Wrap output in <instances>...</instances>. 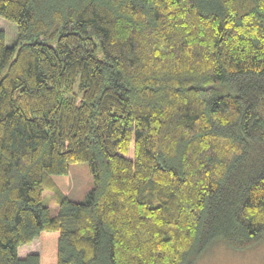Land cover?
<instances>
[{
  "label": "trees",
  "instance_id": "16d2710c",
  "mask_svg": "<svg viewBox=\"0 0 264 264\" xmlns=\"http://www.w3.org/2000/svg\"><path fill=\"white\" fill-rule=\"evenodd\" d=\"M0 17V264H193L261 239L264 0H0Z\"/></svg>",
  "mask_w": 264,
  "mask_h": 264
},
{
  "label": "rangeland",
  "instance_id": "374dc122",
  "mask_svg": "<svg viewBox=\"0 0 264 264\" xmlns=\"http://www.w3.org/2000/svg\"><path fill=\"white\" fill-rule=\"evenodd\" d=\"M0 28L6 34V44L12 45L16 38L13 23L0 17ZM93 187V177L86 162H75L68 167V189L66 197L73 201H82ZM43 202L49 207L51 215L57 211L58 200L54 192L44 189ZM41 242L35 239L18 248L19 257L40 251ZM193 264H264V232L261 239L246 248L234 249L224 241L217 239L210 243L196 258Z\"/></svg>",
  "mask_w": 264,
  "mask_h": 264
}]
</instances>
